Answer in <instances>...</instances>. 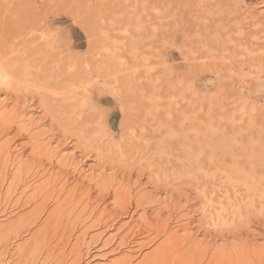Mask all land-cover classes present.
<instances>
[{
    "label": "rangeland",
    "instance_id": "obj_1",
    "mask_svg": "<svg viewBox=\"0 0 264 264\" xmlns=\"http://www.w3.org/2000/svg\"><path fill=\"white\" fill-rule=\"evenodd\" d=\"M158 4L152 18L142 22L140 32L126 29L125 35L131 40L121 42L124 44L122 60L134 61L135 68L124 70L118 74L119 78L114 73L116 81L109 89L99 88L93 93L88 112L100 122L99 127L111 136L112 141L119 144L125 140L122 126L128 113L120 97L127 89L131 95L137 94V99L141 96V83H156L167 92L169 88L184 87L187 95H192L194 103L205 101L209 107L214 104L218 108L216 135L213 132L214 117L207 113L204 123L207 132L202 128L205 131L203 136L196 134L189 139L173 138L172 153L159 151V156L169 155L175 175L168 189L164 184L151 181L150 171L138 166L135 160L140 158L139 151L106 152L108 163L116 165L115 169L106 170L108 175H117V182L109 192L111 196L99 198L96 190L92 196L78 195L72 198L73 202L68 200L67 208L74 213L68 210L54 218L49 216L56 205L67 197L66 194L62 199L58 196L55 201L49 202L51 204L42 209L44 214L36 211L41 202H35L32 198L34 192L29 187L39 180L21 187L17 177L9 193V183L14 180L12 170L15 172L11 166L8 181L5 186L0 185V264H208L209 259L203 257L204 244L223 245L224 241L213 240L210 233L227 227L226 222L218 226L220 222L212 221L210 213L206 214L208 217L203 216L209 212L208 205L204 203L205 196L212 195L209 191L212 188L217 191L219 199H245L244 188L237 185L243 183L237 180L245 171L244 161L254 159L256 162L262 157L264 162V0H158ZM67 10L63 9L62 14L67 18L66 22L56 28L63 32L65 39L62 41L74 46L72 52L77 58H85L96 44L88 40L85 31L76 25ZM222 15H236V19L221 23L217 18ZM249 17L248 22H253L256 32L253 30L248 42L238 35L246 29L241 28L234 35L228 23L242 24L243 18ZM228 40L236 43L233 45ZM252 41L254 46L248 47V53L239 59L241 64H233L237 62L232 58L234 49L242 51L241 48L250 46ZM116 43L111 42L110 46ZM232 46L235 48L232 49ZM192 53L199 56L203 53L205 58L200 62L202 65L198 72L189 71V66L198 63L194 59L191 61L189 54ZM237 66L242 69L236 70ZM96 80L98 78L94 75L93 81ZM247 82L251 84L250 88ZM4 98L5 95L1 94L0 101ZM209 107L206 109L210 112ZM33 109L27 112L20 125L39 121L42 114ZM194 117L190 114L192 120ZM43 124L33 132L43 133L51 129L48 119ZM148 128L146 124L142 129L135 130V140L139 141L148 130L151 131ZM26 142L22 139L17 144ZM212 150L220 154L218 163H214L215 157L208 152ZM30 152L25 151L20 158L29 159ZM20 154L21 151H14V157ZM117 156L125 157V163L114 161ZM235 161L242 172L230 178V164ZM123 164L132 167L131 176L121 166ZM215 164L218 169L214 168ZM93 165L100 166L92 160L82 174L87 183L92 173L88 171L89 166ZM255 165V172L258 173L257 162ZM57 171L56 168L51 172ZM177 175L179 178H176ZM200 176L203 182L198 181ZM202 184L204 186L201 187ZM234 188L235 191H232ZM117 190H120L119 195L115 194ZM137 203L142 206L137 208ZM87 205L88 209L81 212ZM241 209L244 210L243 203ZM116 210L124 212L115 214ZM237 212L240 213L238 208ZM113 214L115 217H112ZM251 229L261 232L258 224ZM192 241L200 246L198 252L190 248ZM263 242L261 239L257 244ZM235 243L239 245L240 241Z\"/></svg>",
    "mask_w": 264,
    "mask_h": 264
},
{
    "label": "bare ground",
    "instance_id": "obj_2",
    "mask_svg": "<svg viewBox=\"0 0 264 264\" xmlns=\"http://www.w3.org/2000/svg\"><path fill=\"white\" fill-rule=\"evenodd\" d=\"M158 5V0H0V95H5L4 100L0 101V185L5 186L10 167L13 166L14 180L9 183V193L16 184L17 177L20 178L21 187L38 179L39 182H34V186L29 187L34 192L32 198L35 202H41L36 211L44 214L42 209L45 210L47 205L51 204L49 202L59 197L62 199L66 194L67 197L61 204L56 205L49 217L54 218L68 210L74 213L67 208L68 200L73 202L72 198L78 195L92 196V192L96 190L99 198L111 196L109 192L117 182V175L107 174V168L116 167L115 163H108V151H139L140 158L135 160L138 166L150 171L151 181L158 185L164 184L168 189L175 175L169 155L159 156V151L172 153L173 138L180 136L189 139L196 134L203 136L206 131L204 123L207 113L214 117L213 132L216 135L218 108L214 104L209 107L205 101L194 103L192 95L188 96L184 87L173 86L174 88H169L170 91L167 92L156 83H141V96L137 99L138 95H131L127 89L123 97H120V102L125 105L128 113L122 126L125 140L119 144L112 141L111 136L99 127V121L88 112L89 106L92 105L93 93L99 88L105 91L109 89L116 81L114 73L117 74L116 78H119L118 74L124 70L135 68L134 61L122 60L123 40H131L130 36L125 35V31L129 28L132 32H140L142 22L152 18V13ZM66 8L69 9L66 12L71 14L76 25L85 31L88 40L96 44L91 47L85 58H77L72 52L74 46L63 42V32L56 28L66 22L67 18L62 16L63 9ZM234 18L236 19V15H222L217 19L221 23H230ZM249 19L251 17L243 18L242 24L228 23L234 35L239 29H246L247 31L238 35L248 42L256 27L253 22H248ZM115 41L116 45L111 47L110 43ZM228 41L233 42V45L236 43L233 40ZM253 44L252 41L250 46L242 47V51L232 46V58L237 61L233 64H241L239 59L248 53V47L253 48ZM193 53L189 54V57L192 58L191 61L194 59L198 63L189 66V71L198 72L202 65L200 62L205 58L203 53H200L202 56ZM227 69L231 72L229 67ZM241 69L242 67H236V70ZM93 74L98 80L93 81ZM247 84L250 88L251 84ZM11 103H14L12 107ZM208 107L210 112L206 109ZM31 109L39 111L42 117L39 121H30L26 126L20 125ZM202 109L206 110L202 112ZM190 114L195 115L194 120L190 118ZM47 119L51 129L34 133L36 128L44 126L43 123H46ZM146 124L149 125L148 129L151 131L148 132L152 135L149 136L146 132L139 141L135 140V130L142 129ZM22 139L27 142L17 144ZM14 151H21V154L14 157ZM25 151H31L27 160L20 158ZM208 152L215 157L214 163H218L219 152ZM261 158L256 160L258 173L255 172L254 159L250 162L244 161L246 174H241L237 181L243 183L237 185L244 188L245 199H219L217 191L212 188L209 190L212 195L209 193L206 198L203 197L209 209L203 216L208 217L206 214L210 213L212 221L220 222L218 226L223 221L227 226L210 233V236L214 237L213 240L224 241L223 245L203 243V257L209 259L208 264H264V242L257 244L258 240H264V162ZM123 159L126 158L114 157V161L120 164L125 163ZM92 160L100 166H89L88 171L92 173L89 175L91 180L87 183L82 174L85 167H88V162ZM238 165L237 161L230 164V178L242 172ZM121 166L131 176L132 167L127 164ZM56 168L57 172H51ZM214 168L218 169L217 164ZM200 180L204 181L201 176L198 181ZM256 181L260 183L257 184ZM119 191L115 194L119 195ZM232 191H235V188ZM58 192L61 194L58 195ZM141 206L139 203L136 205L137 208ZM87 209L88 205L81 212ZM123 212L124 210H116L115 214ZM115 214L112 217H115ZM255 224L259 225L260 233L251 229ZM226 237L231 240L225 239ZM236 241H240L239 245ZM190 248L198 252L200 246L192 241Z\"/></svg>",
    "mask_w": 264,
    "mask_h": 264
}]
</instances>
